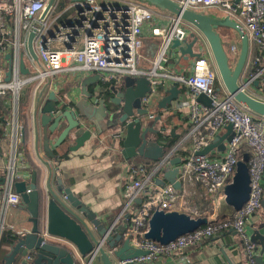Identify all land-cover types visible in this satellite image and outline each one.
I'll return each mask as SVG.
<instances>
[{"label": "built area", "instance_id": "1", "mask_svg": "<svg viewBox=\"0 0 264 264\" xmlns=\"http://www.w3.org/2000/svg\"><path fill=\"white\" fill-rule=\"evenodd\" d=\"M62 1L67 0H56L44 16L50 0H0V105L6 113L0 123V243L7 230L16 235L31 231L17 230L7 223L11 210L21 207V197L15 185L29 181L31 175L23 170L26 156L23 151L24 127L20 120L22 91L36 85L32 90L35 103L39 89L53 78L67 72H83L98 75L102 85L119 86L126 77L147 78L151 91L141 99V105L149 114L153 105L162 99V91L183 86L190 93L186 105L181 106L188 110L191 129L187 138L192 142L189 155L177 166V182L181 188H176L174 184L161 186L156 179L158 172L171 167L174 151L167 152L154 166L146 164L134 170L133 173L140 177L129 180L123 191L125 210L136 208L130 215L127 234L132 236V245L146 255L120 264H152L229 232L236 233L241 239L247 252V264H257L259 249L249 236L247 226L263 204L264 118L250 113L227 93L204 39L181 18L133 0H76L53 16L57 3ZM173 1L185 9L205 13L211 11L209 14L218 18L228 17L245 30L249 53L241 85L254 96L264 93V0ZM60 21L64 22L59 24ZM163 21H167L170 27L162 24ZM145 26L161 40L158 56L150 71L139 69ZM32 33L35 35L33 44L39 63L34 61L28 49ZM192 34L199 36L195 52L200 56L191 60L188 74H169L164 65L171 59L174 41L183 42ZM227 50L230 59L231 56L238 58V43L230 45ZM7 56L11 57L10 61L6 60ZM22 61L25 68L31 71L30 75L22 73ZM10 62L11 78L7 81ZM256 82L259 83L257 87ZM201 95L207 96L211 104L199 102ZM228 125H232L233 130L229 140L224 142V154L215 158L199 154L225 133ZM113 137L123 141L126 129L119 130ZM245 153L250 154L251 193L240 211L228 219L210 222L168 244L145 238L149 221L156 210L176 211L199 218L203 217L197 206H201V200L225 199L224 189L232 183L238 162ZM138 199L143 200L141 205L136 204ZM47 239L51 240L50 237ZM36 253L34 250L25 260L33 262ZM81 263L90 264L85 260Z\"/></svg>", "mask_w": 264, "mask_h": 264}, {"label": "water", "instance_id": "2", "mask_svg": "<svg viewBox=\"0 0 264 264\" xmlns=\"http://www.w3.org/2000/svg\"><path fill=\"white\" fill-rule=\"evenodd\" d=\"M137 1L154 7L160 12L179 17L192 25L208 46L227 93L250 113L264 118V99L257 98L241 85V75L249 53V40L240 25L228 17L218 18L213 14L185 9L173 0ZM55 2L56 0H50L44 16L50 12ZM220 28L233 30L239 38V55L235 65L231 62L227 43L219 32ZM34 37V33L30 34L28 49L34 61L39 63L33 44ZM190 37L183 42L175 40L171 47V53L177 51L185 62L200 56L195 52L199 36L192 34ZM10 59V56L6 57V60L10 61ZM21 70L24 75L31 74V71L25 68L23 61ZM10 78L11 62L8 67L7 81ZM258 85L259 83L256 82L255 86ZM49 86L50 82H47L35 101L34 129L37 145H40L51 159L58 158L54 153L62 146L67 145L70 152H77L97 137L93 130L95 123L92 121L100 120L102 113L103 120L107 118L108 130L119 126L126 129V137L122 142L121 150L125 159L132 160L138 157L157 162L165 156L164 147L149 137L151 134L158 135L160 131L165 130L155 129L156 122L161 119V115L149 125L146 118L151 120L154 117L141 105V99L151 91L147 78H128L118 88L113 89L115 92V97L111 99L113 106L105 105L104 100L98 107L94 104L89 105L85 100L79 103L72 101L67 103L62 99L61 101L55 91L45 99ZM180 95L181 90L178 86L165 91V96L158 103V109L160 111L171 110L175 103L180 101ZM95 96L90 94L89 98L93 99ZM198 101L205 105L211 104V100L205 95H201ZM232 130V125H228L226 132L219 135L199 154L208 155L215 149H220L224 146V142L229 140ZM25 136L24 129L23 142ZM182 160L181 158L173 159L171 166L174 168L164 173L165 180L174 184L178 189L181 188V184L177 182L179 172L177 166L182 163ZM249 160L250 154L245 153L238 162L232 183L224 189V201L235 212L240 211L250 198ZM44 164L48 171L45 177V190L42 187V190L39 189V175L35 170L32 171L29 181L18 182L15 185L16 192L21 197V207L26 209L30 216L32 228L30 233L15 234L16 238L3 264H82L84 260L90 264H120V262L146 255V252L132 245V236H125V229H122L117 236L111 234L112 230L99 219L91 207L77 198L71 189L65 188L62 181L58 180V187L54 190L52 187L53 169L47 162ZM164 184L160 181V185ZM1 200L0 192V210ZM142 203V199L136 201L137 205ZM40 219H42L41 228ZM209 223L207 217L195 218L186 213L156 210L149 221V229L145 238L153 242L168 244ZM48 237L60 239L62 242L52 243L50 239H47ZM34 250L37 251L34 261L28 263L25 258ZM256 262L264 264L261 256L256 258Z\"/></svg>", "mask_w": 264, "mask_h": 264}, {"label": "crops", "instance_id": "3", "mask_svg": "<svg viewBox=\"0 0 264 264\" xmlns=\"http://www.w3.org/2000/svg\"><path fill=\"white\" fill-rule=\"evenodd\" d=\"M61 3H57L56 11L53 16H57L63 10ZM64 21H60L59 24ZM165 26L170 27L167 21H163ZM143 48L141 50L142 61L139 69L150 71L154 60L158 56L160 47V38L152 35L148 26L144 27L143 32ZM230 36V35H229ZM227 35V37H229ZM230 43H227V48L230 45L239 43V38L236 36ZM174 59V52L171 55L169 63L165 64L166 72L173 75L188 74L190 72L191 60L185 62L182 60L181 54H177ZM96 74H86L83 72H67L58 75L50 81V86L46 92L45 99L53 91L56 92L59 99L70 103L87 102L89 105L94 104L95 107L100 106V102L105 101V105L113 106L111 99L115 97L113 89L119 86L102 85L97 79ZM36 85L29 86L26 90V97L22 107L20 120L26 123L28 135L25 136L26 146L23 148L26 160L23 170L33 171V165L38 167L40 171L41 187L45 190V177L48 175L47 168L44 163L51 165L53 169L52 187L56 190L58 180L63 182L65 188L72 190V193L82 202L91 207L99 219L105 223L111 234L117 236L122 229L126 230L127 236L130 227L129 218L136 208L125 210V199L123 191L129 180L138 179L140 176L134 174V170L146 164H153L154 161L143 159L145 162L135 164L131 160H127L121 153L122 140L117 141L113 135L123 129L119 126L116 129H107V118L103 120V113L100 120L92 121L94 124V132L96 136L92 141L77 152H70L68 146H62L55 151L58 158L51 159L44 149L37 145L34 129V100L32 99V90ZM43 87L39 90L41 91ZM181 90L179 97L180 101L175 103L174 107L169 111H160L158 103H155L151 108L153 119H147L149 125L153 124L154 119L161 115V119L157 120L155 129L159 130V123H165L166 129L158 135L151 134L149 137L158 141L165 149V154L169 140L178 138L179 143L174 151L172 158L184 159L189 155L192 142L187 138L190 132V123L188 110L181 108L185 106L190 99V93L186 87L178 86ZM39 91V93H40ZM162 91V90H161ZM90 94L96 95L93 99L89 98ZM162 97L165 92H161ZM23 97V96H22ZM259 99H264V93L256 96ZM45 99L43 101H45ZM61 100V101H62ZM184 103V104H183ZM158 119V118H157ZM97 125V126H95ZM100 134V135H99ZM171 135V138L169 139ZM168 137V138H167ZM228 141V140H227ZM23 142V143H24ZM225 146V145H224ZM225 148V147H224ZM215 149L209 156L211 158L220 157L224 154L225 149ZM177 150V151H176ZM133 160V159H132ZM161 160V159H160ZM159 160V161H160ZM157 161V163L159 162ZM152 168V167H150ZM149 168V171H150ZM172 169V166L169 168ZM166 171H160L156 174L157 183L160 181L166 184H171L164 178ZM163 186V185H161ZM264 186V180H263ZM144 198H147L146 196ZM192 203L195 201L192 200ZM196 204V203H195ZM200 211L203 212V217H207L209 222H216L228 219L235 213L234 209L226 205L223 198H207V201H200ZM30 216L26 209L22 207L13 208L7 217V223L13 225L17 230H31ZM8 231V230H7ZM95 232V229H93ZM249 236L256 242L259 249L258 256H261L264 262V196L262 208L253 216L247 226ZM52 243H61L57 238H51ZM27 258V257H26ZM25 258V259H26ZM247 252L245 247L234 232L226 233L220 237L207 240L198 247L190 248L174 255L166 256L152 264H247ZM26 261V260H25Z\"/></svg>", "mask_w": 264, "mask_h": 264}, {"label": "trees", "instance_id": "4", "mask_svg": "<svg viewBox=\"0 0 264 264\" xmlns=\"http://www.w3.org/2000/svg\"><path fill=\"white\" fill-rule=\"evenodd\" d=\"M133 1L141 3L140 1H137V0H133ZM150 8L155 9L154 7H151V6H150ZM263 88H264V85H263ZM5 114L6 113L3 111V108L0 105V123L2 122V118L5 116ZM20 119H22V118L20 117ZM21 123L23 124V127L25 129V135L27 136L28 135V133H27V131H28L27 125H26V123H23L22 120H21ZM190 129H191V126H190ZM170 138H171V135H170L169 139ZM178 143H179V139L178 138H172L171 140H169V145H168L167 151L170 152V151L174 150L176 148V146L178 145ZM25 146H26V143L24 142L23 143V148ZM156 164H157V162H154L152 166H154ZM33 170L37 171V173L39 175L38 186H39V189H41L40 171H39L38 167H36L34 165H33ZM41 227H42V219H40V228ZM15 238H16V235L13 232H11V231H5L3 233V236H2V239H1V243H0V264L4 263V259L7 256V254L10 252V247L12 246Z\"/></svg>", "mask_w": 264, "mask_h": 264}, {"label": "rangeland", "instance_id": "5", "mask_svg": "<svg viewBox=\"0 0 264 264\" xmlns=\"http://www.w3.org/2000/svg\"><path fill=\"white\" fill-rule=\"evenodd\" d=\"M120 2H128V1H131V0H119ZM76 2V0H67L66 2H64V1H62L61 2V4L59 5V6H61V8H62V10L65 8V7H67V6H69V5H72V4H74ZM156 11H158L157 9H155ZM208 13H212L211 11L210 12H208ZM219 32H220V34H221V36H222V38L224 39V41L225 42H227V43H230V41H232V39L233 38H231V37H233V36H236L237 37V34L233 31V30H231V29H228V28H220L219 29ZM227 35L229 36V37H227ZM177 54H179L177 51H174V59L175 58H177L178 56H176ZM237 59L238 58H236V57H234V56H231V61H232V64L233 65H235L236 64V62H237ZM128 78H131V77H126L124 80H126V79H128ZM28 87H26V88H24V90L22 91V101H21V104H22V106H23V104H24V99H25V97H26V92H27V89ZM24 109V108H23ZM22 107H21V112H22ZM159 120V119H158ZM159 130H162V129H166V124L165 123H159ZM222 149L224 148V146H222L221 147ZM131 162H134L135 164H139V163H143V162H145L142 158H135V159H133V160H131ZM146 163V162H145Z\"/></svg>", "mask_w": 264, "mask_h": 264}]
</instances>
